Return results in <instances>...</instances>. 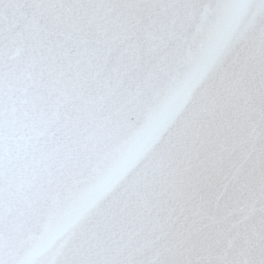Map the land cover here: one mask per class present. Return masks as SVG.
I'll return each mask as SVG.
<instances>
[{"label": "snow or ice", "instance_id": "obj_1", "mask_svg": "<svg viewBox=\"0 0 264 264\" xmlns=\"http://www.w3.org/2000/svg\"><path fill=\"white\" fill-rule=\"evenodd\" d=\"M0 264H264V0H0Z\"/></svg>", "mask_w": 264, "mask_h": 264}]
</instances>
